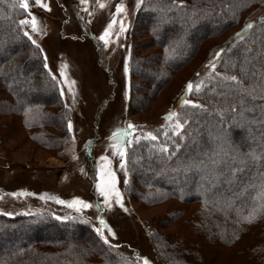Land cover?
Masks as SVG:
<instances>
[{
	"label": "trees",
	"instance_id": "trees-1",
	"mask_svg": "<svg viewBox=\"0 0 264 264\" xmlns=\"http://www.w3.org/2000/svg\"><path fill=\"white\" fill-rule=\"evenodd\" d=\"M153 9L157 11H152ZM261 10H264V0H183V6L179 3L173 4L172 0H147L135 16L139 22L145 20V23H154V16L163 21L162 30L156 36V46L161 50L150 57L137 60L132 58L131 76L145 81L146 86L150 87L144 89L141 82L132 83L130 109L134 111L141 109L144 104L148 106L153 93L149 88L155 87L156 83L158 88L166 84L173 73L196 56L202 41L220 36L234 26L245 25L248 13L254 14ZM26 17L29 18L19 8L18 0H0V118L11 114L18 116L24 130L36 136L35 141H42L48 149L63 150L68 147L71 139L67 127L71 120V111L62 99L58 79H53L48 67H44L46 58L42 48H37L23 34L25 25L20 26L19 20ZM167 19H171L172 24H165ZM213 24L214 29L211 28ZM81 25L84 26L82 22ZM85 28V32L79 34V39L86 41L93 34ZM182 30L187 32L184 35H189L186 41H182L184 35L180 38ZM199 35L202 36L196 39ZM242 35L243 39L238 40L236 37L226 44L225 52L217 62L216 71L225 73L226 66L223 61L236 60L237 67L228 74L239 75L238 62L242 58L243 48H251L252 52L248 55L254 56L257 49L264 47V17ZM136 49L139 50L135 47V51ZM141 50L142 48L139 51ZM261 62V59L253 60L256 68H260ZM141 71L151 77L142 76ZM162 74L167 76L161 77ZM193 75L196 77L194 85L204 81L202 90L199 93L195 89L188 92L186 85L181 96L203 105L206 110L194 109L189 105L182 107L181 97L176 107L170 111L178 114L190 113L184 129L174 134V122L166 121L164 125L145 130L141 134L135 131L131 135L129 139L133 143L128 145L127 154L130 176L127 194L132 199L138 197L147 206L168 202H178L185 206L168 211L166 220L160 222L163 228H175L174 237L162 235L152 226L148 229V237L165 264H219L215 259L208 260L206 250H212L211 253L218 257L225 256L228 264H264V216L251 224L240 222V216L246 215L251 205L250 196L255 193L249 190L248 193L240 195L231 207H225L223 203L225 198L240 193L243 185L258 171H264V166L245 168L231 183L226 182V174L211 187L206 182L201 187V171L195 168L187 170L185 167L193 160H204L210 170L212 166L205 153L211 155L221 143L218 138L225 132L241 152L246 153L252 149L259 152L264 147V100L243 97L245 104L241 116L238 114L241 96L220 84L219 78L211 69L203 77ZM21 79H24L23 87L16 94L12 84ZM244 83L248 85L253 81L245 79ZM46 93L56 98L52 104L55 107L53 111L49 110L51 104L43 100ZM32 96L36 99L29 100ZM230 106H234L236 111H231ZM28 107L32 111L26 116L24 110ZM60 125L62 136L53 138L46 133L49 131L45 128H56ZM147 132H152L157 139L153 141L143 138ZM0 136L3 137L2 133ZM136 137H141L139 142L135 141ZM161 145H167L169 151L161 152ZM88 171L91 174L93 169ZM152 176H156L162 183L146 184L144 178ZM100 180L101 177L95 179L96 183ZM9 186L1 181L0 192L17 200L22 197H35L43 201L49 199L52 203L41 208L30 205L29 213L21 210L11 216L0 214V264H143L140 248L128 242L114 244L108 238L109 243H104L96 232L100 225L99 221L97 226L94 225L91 207L77 205L62 208L61 205H55L58 198L56 195L50 196L46 191L37 193L39 191L35 192L36 190L26 185L18 188ZM116 187L118 189L117 184ZM13 193L17 195L14 196ZM93 195L96 198L97 193L93 192ZM95 206L102 216L105 212L116 209L119 216L133 218L129 209L125 211L124 205H112L111 208L98 204ZM0 213L7 212L0 210ZM57 216L69 219L60 221L55 218ZM133 220L135 225L130 219L126 224L132 231L137 232V224Z\"/></svg>",
	"mask_w": 264,
	"mask_h": 264
},
{
	"label": "rangeland",
	"instance_id": "rangeland-1",
	"mask_svg": "<svg viewBox=\"0 0 264 264\" xmlns=\"http://www.w3.org/2000/svg\"><path fill=\"white\" fill-rule=\"evenodd\" d=\"M146 1L144 0L141 7L137 8L136 0H102L105 7L101 8L97 0H88L86 4L81 3V0H43L50 9L45 10L36 5L35 0H29V11L37 18L38 28L42 29V33H32L30 24L25 25V30L29 31L40 45L48 69L59 81L60 93H63L62 99L71 111V139L68 147L63 150L48 149L42 141H35L36 136H32V132L24 130L18 116L12 114L2 116L0 118V133L3 135L0 136V182L8 183L10 188L26 185L36 190L35 192L39 191L37 193L46 191L50 196L56 195L58 198L55 205H61L62 208H67L66 206L74 199L89 202L92 220L97 226L101 214L96 210L95 205L105 204L104 197L97 191L95 179L101 177L102 168L106 164V161L100 158L107 157L110 161L108 168L115 173L118 190L122 194L121 203L129 209L133 218L119 216L116 209L105 212L101 218L105 219L107 226L115 234L113 236L105 229V235L114 244L128 242L140 248L143 260L146 258L150 264H165L148 237V229L152 226L159 231L158 233L169 238L174 237L175 228H163L160 222L166 220L168 211L185 206L178 202L147 206L138 197L130 198L127 194L130 177L127 157V175H125V169L120 167V157L114 155V149L110 146V138L114 130L126 129L129 123L134 129L128 130L129 135L125 140H128L135 131L141 134L145 130L164 125L166 122L164 117L176 107L188 82L196 81L193 74H199L200 77L206 75L210 69L209 62L213 61V53L235 39V34L241 32L245 25L234 26L220 36L202 41L196 56L173 73L166 84L158 88L156 83L155 87L149 88L153 93L148 106L140 105L142 108L137 109L139 111H132L130 109L132 83L141 82L140 85L143 84L144 89L150 85L146 86L145 81H139L131 76V60L134 57L136 60L150 57L151 54L161 50L156 46L158 45L156 36L162 30L163 22L156 16L154 23H145V20L139 22L140 20L135 16ZM119 3L124 4L126 13L116 14L115 6ZM113 16L116 17L117 22L113 25V34L109 37L108 46L105 47L99 37ZM246 17L245 24H254L264 17V10L254 14L248 13ZM121 20L125 23L126 30L117 37L115 33L119 31ZM164 23L170 25L172 20L167 19ZM85 27L93 34L86 41L79 39V34L85 32ZM211 28H215L214 24ZM184 33L187 32L182 30L180 38ZM186 35L182 41H186V37L189 36ZM200 36L202 35L197 36L196 39ZM135 47L142 50L135 51ZM125 64L128 67L127 73H125ZM62 66H66L63 67V76ZM141 75L151 77L145 71H141ZM163 76L166 77L167 74H162L161 77ZM24 79L12 84L13 92L16 94L21 92ZM28 99L35 100L36 97L32 96ZM43 100L51 104L49 110H55L52 105L56 101L54 96L46 93ZM61 127V125L56 128L47 127L45 129L49 132L46 133L53 138L62 136L59 131ZM99 135L101 136L97 139ZM125 150L128 154L127 144ZM91 168L93 172L89 174L88 170ZM144 179L146 184L147 182L162 183L156 176ZM93 192L97 193L96 198ZM47 200L43 201L35 197H22L17 200L0 192V210L12 214L21 210L29 213L30 205L34 208L51 205L52 202ZM57 200L66 203L57 204ZM111 204L120 205L114 198ZM129 219L134 225L133 219H135L137 232L132 231L126 224ZM120 222L124 223V226ZM206 251H208V260L215 259L214 261L219 264H228L225 256L218 257L211 253L212 250Z\"/></svg>",
	"mask_w": 264,
	"mask_h": 264
},
{
	"label": "snow or ice",
	"instance_id": "snow-or-ice-1",
	"mask_svg": "<svg viewBox=\"0 0 264 264\" xmlns=\"http://www.w3.org/2000/svg\"><path fill=\"white\" fill-rule=\"evenodd\" d=\"M81 3L86 4L88 3V0H81ZM97 3L101 8L105 7V4L102 2V0H97ZM144 3V0H136V7L139 8ZM173 4L179 3L180 6H183V0H172ZM35 4L43 7L45 10H50L47 3H44L43 0H35ZM15 6V5H11ZM18 6L19 8L23 9L25 13L28 14V17L31 19L29 20L27 17L25 19L19 20V25L24 26L30 24L32 33L41 32L42 29L38 28V21L37 18L29 11L30 4L29 0H18ZM163 9H161L162 11ZM171 11V8L168 9ZM87 11V9H85ZM116 14L126 13V9L123 3H119L115 6ZM91 15V13H89ZM116 17L113 16L111 22L108 23L107 27H105L103 33L100 35L99 39L103 41L104 46L107 47L109 44V37L112 36V29L113 25L116 23ZM163 22V21H161ZM195 23V21H193ZM253 27L252 23H247L244 26V29L241 30V32L236 33L237 39H243V34H246L247 29H251ZM126 25L123 22V20L120 21V27L119 31L115 33L117 37H119L120 34L125 32ZM23 34L28 37L29 40H31L32 44H34L37 48L40 47L39 44H37V41L33 39V36L29 33V31L24 30ZM235 46V44H234ZM42 51V49H41ZM225 52L224 48L219 49L218 51L213 53V61L209 62L208 67H210L211 72L219 78V83L227 86L230 88L231 91L235 92L237 95L241 96V99L239 100V106H240V112L239 115L243 116L244 111V104L245 100L243 97L248 96L251 97L253 100H256L257 98L264 100V47L257 49L254 56H249L248 53L252 52V49L245 46L243 48V55L242 58L239 60V75L236 74H228L232 69H235L237 67V61L231 60L229 61H223V63L226 66V72L220 73L216 71L217 69V62L221 60V54ZM261 59V66L260 68H256V66L253 64V60ZM251 66V69L250 67ZM45 68L48 67L47 63L44 65ZM63 67L61 70V75L63 76ZM128 72L127 64H125V73ZM199 75V74H197ZM53 79L55 77L53 76ZM211 79V77H209ZM245 79H250L253 81V83H250L248 85H245L244 81ZM75 83L74 81L72 82ZM204 85V81H199L193 84V82L189 81L187 84L186 90L188 92H191L193 89H195L196 93H199L202 90V86ZM71 91V87L69 89ZM63 95V93H61ZM180 105L183 107L184 105H189L194 109H199L201 111H205L203 105L194 102L191 99H187L182 97L180 101ZM230 110L235 112L236 108L234 106H230ZM25 115L27 116L29 113H31L32 108L28 107L25 108ZM190 115V113H182L178 114L176 111H169L166 116L164 117L165 121L168 122H174V134L176 131H179L181 129H184L185 124L188 123L187 117ZM68 131H72V123L71 121L68 122ZM134 129V126L129 123L127 125L126 129L117 128L113 131L111 136V147L114 149V155H118L120 157V167L122 169H125V175H127L126 170V157L127 152L125 150V144L131 145L133 143V140H125V137L129 135L128 130ZM143 138H150L151 140L155 141L157 139V136L154 135L152 132H147L144 134ZM141 137H136L135 141L139 142ZM221 143L217 145V148L214 149L211 153V155H208L205 153L208 159V163L211 164V169H208V165L205 164L204 160H193L189 165H186L187 170H191L192 168H195L203 173L202 175V184L201 187H203V183L206 182L210 187L215 186L222 176H225L228 174V179L226 182L231 183L233 179L237 176L238 173L244 171L245 168L254 167L257 165L264 166V147L261 148L259 152H257L255 149H252L248 152H241L238 147H236L234 144H232L227 132H225L221 137H219ZM227 146V147H225ZM161 152L167 153L168 147L167 145H161L160 147ZM174 154V153H173ZM169 158H171L169 156ZM102 160L106 161V164L103 166L101 171V180L97 183L96 188L97 191L100 193L101 196L104 197V204L106 207L111 208L112 204L111 201L114 198L115 202L117 204H120L121 207H123L122 196L120 191L117 189L116 184V177L115 173H113L109 168L108 164H110V161L107 157H101ZM125 183H127V180H125ZM249 190H252L255 195L250 196L251 205L249 206L247 210L246 215L240 216V222H247L249 224L254 223L260 218L261 216H264V171H258L257 174L247 183L243 185L241 188L240 193H234L232 197H227L224 200V206L225 207H231L232 204L235 203V199L238 198L240 195H244L249 192ZM23 193H21L22 195ZM12 195H17L16 193H13ZM43 198V197H42ZM58 203L64 204L66 203L63 200H57ZM207 204V200L205 201ZM219 204L220 202L217 201ZM77 205L88 208L91 207V205L85 203L82 200L74 199L70 204H68L69 207H76ZM77 211H79V208H77ZM127 211V209H125ZM4 215H13L12 213H0ZM57 220L64 221L69 219V217H61L57 216L55 217ZM99 225L100 227L96 228V232L100 236V238L104 241L105 244L109 243V240L104 235V229H107L108 233L111 235H115L112 232V229L107 226L105 221L100 218L99 219ZM143 264H150V262L145 258L143 260Z\"/></svg>",
	"mask_w": 264,
	"mask_h": 264
}]
</instances>
